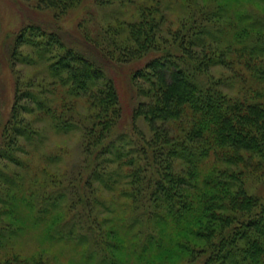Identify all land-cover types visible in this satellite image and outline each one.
I'll return each mask as SVG.
<instances>
[{
  "label": "trees",
  "instance_id": "16d2710c",
  "mask_svg": "<svg viewBox=\"0 0 264 264\" xmlns=\"http://www.w3.org/2000/svg\"><path fill=\"white\" fill-rule=\"evenodd\" d=\"M119 1L134 2L100 5ZM80 3L34 7L59 21ZM134 11L85 36L90 48L35 24L15 38L5 123L0 108V264H63L52 250L63 243L78 259L68 264H264V0ZM100 58L147 60L131 78L143 97L131 131L120 132ZM48 132L76 138V170ZM34 229L43 248L25 253Z\"/></svg>",
  "mask_w": 264,
  "mask_h": 264
},
{
  "label": "rangeland",
  "instance_id": "374dc122",
  "mask_svg": "<svg viewBox=\"0 0 264 264\" xmlns=\"http://www.w3.org/2000/svg\"><path fill=\"white\" fill-rule=\"evenodd\" d=\"M146 1L148 0H134L132 4L119 1L104 6L100 5L103 4L101 3L103 0H81L78 7L58 21L54 17V11L37 10L34 7V0H0V108L3 114V122H7L10 118L14 104L16 79L11 69L10 58L15 38L22 28L30 24L40 25L48 31L61 33L63 38L76 48L85 49L87 46L89 47L85 36L91 39L96 38L99 31L109 24H114L117 17L124 16L128 20L132 19L136 6ZM170 16L174 20L172 22L176 24L180 18H178V9L175 8ZM95 54L94 57H97ZM100 62L105 66L107 74L114 80L120 94L124 115L120 132L131 131L133 111L138 102L143 100V97L137 94L133 88L131 78L134 72L144 67L147 60L125 65L106 62L101 58ZM20 66L22 65L18 63L17 67ZM215 72L220 74L219 71ZM25 73L29 74L30 71L26 70ZM140 125L145 131L147 130L144 124L141 123ZM48 137L52 138L48 143L49 150L51 151V147L56 148V143L63 145L58 149H63V153L66 155L65 163L70 166L72 171L76 170L81 160L80 151L76 146V138L57 134H50ZM259 188L260 193L264 195V183L259 185ZM23 242L25 253H34L35 250L43 248L41 245L44 240L41 232L34 229L29 232ZM62 245L64 243L52 247L54 248L52 250L55 255L61 258L63 264H68L77 255L73 257L66 248L61 247ZM63 250L65 251L61 256ZM76 260L78 259L76 258Z\"/></svg>",
  "mask_w": 264,
  "mask_h": 264
}]
</instances>
